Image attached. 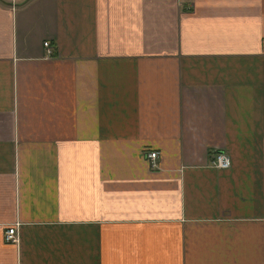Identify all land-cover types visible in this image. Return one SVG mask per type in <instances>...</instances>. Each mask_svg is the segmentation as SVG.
Segmentation results:
<instances>
[{"label": "crops", "instance_id": "1", "mask_svg": "<svg viewBox=\"0 0 264 264\" xmlns=\"http://www.w3.org/2000/svg\"><path fill=\"white\" fill-rule=\"evenodd\" d=\"M0 264H264V0H0Z\"/></svg>", "mask_w": 264, "mask_h": 264}, {"label": "built area", "instance_id": "2", "mask_svg": "<svg viewBox=\"0 0 264 264\" xmlns=\"http://www.w3.org/2000/svg\"><path fill=\"white\" fill-rule=\"evenodd\" d=\"M43 48L45 49L46 55H51L53 50L50 42L48 40L43 42ZM159 152L156 150H149L145 152V157L147 161L154 165ZM212 165L216 168H227L230 165L229 156L223 151H216L212 160ZM4 238L7 242L17 241V225L8 227L4 232Z\"/></svg>", "mask_w": 264, "mask_h": 264}]
</instances>
